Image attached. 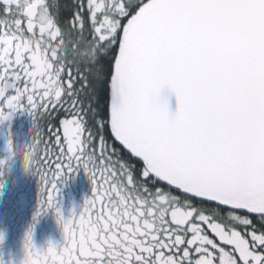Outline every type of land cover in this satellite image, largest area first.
I'll use <instances>...</instances> for the list:
<instances>
[{"label":"snow or ice","instance_id":"6c2138e0","mask_svg":"<svg viewBox=\"0 0 264 264\" xmlns=\"http://www.w3.org/2000/svg\"><path fill=\"white\" fill-rule=\"evenodd\" d=\"M72 8L0 0V120L27 115L39 139L64 114L33 217L55 209L63 244L33 250L29 230L23 264H264V0ZM77 171L91 195L65 220Z\"/></svg>","mask_w":264,"mask_h":264},{"label":"rangeland","instance_id":"374dc122","mask_svg":"<svg viewBox=\"0 0 264 264\" xmlns=\"http://www.w3.org/2000/svg\"><path fill=\"white\" fill-rule=\"evenodd\" d=\"M18 116L20 115L12 114L8 120L17 119ZM31 120L30 117L27 118L25 124L22 125L23 133L20 139H18V130L10 123L9 127L4 130L6 144L3 149L0 145V153H3V150L12 144L9 155L5 158L0 156V161H3V163H0V167L4 163L13 160L14 154L17 153L12 163V165H15L12 170H17V176H5L4 178L2 176L5 173L3 168L0 170V208L3 209L0 210V228L7 230V238L5 243L0 246V252L3 254V259L5 261L10 260L11 264H23L26 258L24 249L25 233L29 230H31L33 250H46L49 244L56 247L63 244V227L62 224L57 222L55 209H49L46 214L38 215L33 219L38 206L39 187L42 186L41 175L45 172L41 167V156H38L39 148L36 151V166H34L35 158L32 161V172L24 167V153L27 146L29 143H35V135L30 131L32 128ZM80 174L85 176L83 175L78 179L79 182L82 181L78 184V193L77 191L74 193L71 187V183L74 182L75 178H78V176H74L75 173L73 176H69L62 185H57L59 192L56 197V207L60 210L59 215L65 220L70 216L75 217L78 215L84 200L91 195L90 181L83 171H80L79 176ZM75 187L76 185H74V189H76ZM19 193H24L28 198L25 207L19 201L21 197L16 198L17 195L21 196ZM13 196H15V199H13ZM70 208L75 213H70Z\"/></svg>","mask_w":264,"mask_h":264},{"label":"trees","instance_id":"16d2710c","mask_svg":"<svg viewBox=\"0 0 264 264\" xmlns=\"http://www.w3.org/2000/svg\"><path fill=\"white\" fill-rule=\"evenodd\" d=\"M59 2V12H58V16L59 19L61 20V22H63L66 19H70L72 12H73V8H72V3L73 0H58ZM54 14H55V10H54ZM74 70V69H73ZM55 115V114H53ZM64 114L61 113L59 117H57V119H51L50 117L45 116L43 119L38 120V125L39 127L43 130L42 136L37 139L36 137L34 138V142L37 145L38 149V156H41V167L43 170V172L47 173L50 175V172L48 171L47 168V160H44V155H45V144L46 142L50 139V132H49V128H51L53 130V132L56 130V128L58 127V121L60 118H63ZM29 118V116L27 115H20L18 116V118L16 119H3L0 120V125L6 124L7 126H9V124L11 123L12 125L15 126V128L18 130V139H20L22 133H23V127L22 125L25 124V120ZM32 121V120H31ZM62 134V132H61ZM35 135V134H34ZM111 139L109 138V143H111ZM54 143V140H53ZM48 147L51 148L52 144L49 143ZM117 148L120 149V146L117 145ZM8 149H6L3 153H0V156H4L6 154L9 155V153H7ZM37 151V150H36ZM16 154H14L13 160H15ZM19 155V154H18ZM34 158H35V163L34 166H36V152L34 153ZM123 159H128L131 160V158L129 157V155L124 152L123 155ZM13 160L4 163L1 167L0 170H4L5 173L2 174V176H17V170H12V168H15V165L13 163ZM137 167H139V164L137 163ZM8 168H10L8 170ZM80 171L75 172L74 176H79ZM84 174H80V176H83ZM69 176H73V174H70ZM85 176V175H84Z\"/></svg>","mask_w":264,"mask_h":264},{"label":"flooded vegetation","instance_id":"af4514ba","mask_svg":"<svg viewBox=\"0 0 264 264\" xmlns=\"http://www.w3.org/2000/svg\"><path fill=\"white\" fill-rule=\"evenodd\" d=\"M2 127L0 128V145L2 146V149H3V146H5V144H6V140L4 139V130H5V128H7V127H9V126H7L6 124H3V125H1ZM12 146V144H10L9 145V147H6V149H8V151H7V153H9L10 152V147ZM25 146V145H24ZM23 146V149L25 148ZM6 149H4L3 151H5ZM21 152V151H20ZM24 152V151H23ZM4 154V153H3ZM8 154H6V155H4V156H2V157H6ZM81 176H78V178H75V180H74V182L73 183H71V187H72V189H73V191H74V193L77 191V193H78V188H79V186H78V184H80L82 181L80 180V182H79V178H80ZM4 178H5V176H4ZM84 183V182H83ZM33 184V183H32ZM74 185H76V189H74ZM80 193V192H79ZM19 194H21V193H19ZM12 195V194H11ZM76 195V194H75ZM17 197H21V200H19L20 202H21V204L23 205V207H25L26 205H27V201H28V198H27V196L24 194V193H22L21 194V196H19V195H17L16 196V198ZM13 199H15V196H13ZM6 206V205H5ZM0 210H3V209H1L0 208ZM70 213L71 212H74L75 213V211H71V208H70V211H69ZM1 227V226H0Z\"/></svg>","mask_w":264,"mask_h":264},{"label":"water","instance_id":"95a60500","mask_svg":"<svg viewBox=\"0 0 264 264\" xmlns=\"http://www.w3.org/2000/svg\"><path fill=\"white\" fill-rule=\"evenodd\" d=\"M161 95L166 99L169 113L175 112L177 107V101L175 96L169 93L166 89L162 91Z\"/></svg>","mask_w":264,"mask_h":264},{"label":"clouds","instance_id":"9594fccd","mask_svg":"<svg viewBox=\"0 0 264 264\" xmlns=\"http://www.w3.org/2000/svg\"><path fill=\"white\" fill-rule=\"evenodd\" d=\"M6 238H7V230L6 229H3V228H0V246H2L5 243ZM0 264H11V261L10 260L5 261L3 259L2 252H0Z\"/></svg>","mask_w":264,"mask_h":264}]
</instances>
